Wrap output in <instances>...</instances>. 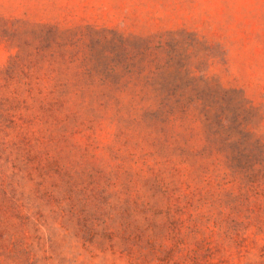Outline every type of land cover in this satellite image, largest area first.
Instances as JSON below:
<instances>
[{"label":"rangeland","instance_id":"rangeland-1","mask_svg":"<svg viewBox=\"0 0 264 264\" xmlns=\"http://www.w3.org/2000/svg\"><path fill=\"white\" fill-rule=\"evenodd\" d=\"M0 264H264V0H0Z\"/></svg>","mask_w":264,"mask_h":264}]
</instances>
